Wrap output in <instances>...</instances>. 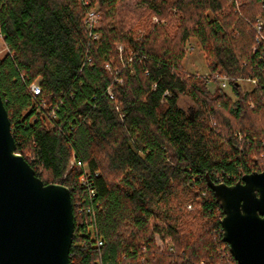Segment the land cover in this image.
Returning a JSON list of instances; mask_svg holds the SVG:
<instances>
[{
  "label": "trees",
  "instance_id": "1",
  "mask_svg": "<svg viewBox=\"0 0 264 264\" xmlns=\"http://www.w3.org/2000/svg\"><path fill=\"white\" fill-rule=\"evenodd\" d=\"M121 1L0 0V96L16 152L43 184L69 190L68 264H237L206 180L264 172V0H140L132 26ZM190 39L231 96L183 72ZM33 83L55 119L36 111Z\"/></svg>",
  "mask_w": 264,
  "mask_h": 264
},
{
  "label": "water",
  "instance_id": "2",
  "mask_svg": "<svg viewBox=\"0 0 264 264\" xmlns=\"http://www.w3.org/2000/svg\"><path fill=\"white\" fill-rule=\"evenodd\" d=\"M206 181L236 263L264 264V172L233 185ZM73 232L68 188L43 184L16 152L0 96V264H68Z\"/></svg>",
  "mask_w": 264,
  "mask_h": 264
},
{
  "label": "rangeland",
  "instance_id": "3",
  "mask_svg": "<svg viewBox=\"0 0 264 264\" xmlns=\"http://www.w3.org/2000/svg\"><path fill=\"white\" fill-rule=\"evenodd\" d=\"M87 5L90 6L89 0H87ZM121 9L127 12V24L128 26H132L136 21V19L141 15V13L145 10V5L140 2V0H123L118 4ZM93 10L97 11L95 7H91ZM175 11V10H174ZM152 23H158L157 16H152L151 20ZM160 26L165 27L166 23L165 21H160ZM95 28L97 29L99 27V22L96 21ZM138 35H140L142 32L141 30L137 31ZM98 35V34H96ZM118 50H121V46H117ZM185 56L181 62V67L183 72L189 74V75H197L205 79L206 81V87L208 90L213 91L216 88V83L212 80L208 81L207 79L209 77V72L207 69V64L205 62V55L203 51L201 50L199 41L197 39H190L184 48ZM5 53L4 46L0 43V56ZM106 68H109L108 64H106ZM237 82L240 83L242 89L244 90H250L253 86V84L246 79H238ZM218 86V85H217ZM224 92L227 93L229 96H231L230 87L229 85L224 88ZM178 106L186 113L189 114L192 109L193 105L191 101L184 97L180 96L177 102ZM73 165L72 161H70V166ZM155 242L159 249H167L171 250V244L170 241L162 242L157 235H155Z\"/></svg>",
  "mask_w": 264,
  "mask_h": 264
},
{
  "label": "built area",
  "instance_id": "4",
  "mask_svg": "<svg viewBox=\"0 0 264 264\" xmlns=\"http://www.w3.org/2000/svg\"><path fill=\"white\" fill-rule=\"evenodd\" d=\"M84 5H87V0H84ZM97 21V14L95 12V10L93 9H88L86 12V24H87V28L89 30L90 35H92L94 38H97V35L93 32L94 30V26L95 23ZM262 25L263 22L259 21L256 25H255V42L256 44H260L262 42H264V36L262 34ZM253 51H255V48H253ZM211 81H216L218 82L220 88H222L224 90L225 87L228 86V83L230 81V79L226 76H221V75H214L211 77L210 79ZM209 81V80H208ZM120 82V81H118ZM250 82L252 84L256 83V80H250ZM29 92L31 93L32 97H33V105L36 109V111L38 112H42L43 114H45L46 116H48L50 119H55L56 118V110L53 108L52 105L48 104L47 100L44 99L41 96V87L39 85V83H33L29 86ZM73 163V162H72ZM221 178L217 177L216 181L214 183H221ZM83 183L86 185L87 182L83 181ZM90 195L93 196V192H90ZM86 212L89 213V211L87 210ZM100 244V243H99Z\"/></svg>",
  "mask_w": 264,
  "mask_h": 264
}]
</instances>
